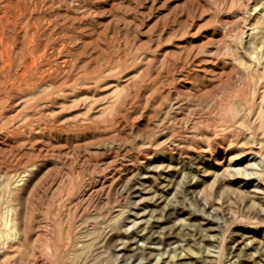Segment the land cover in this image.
Masks as SVG:
<instances>
[{
  "label": "rangeland",
  "instance_id": "obj_1",
  "mask_svg": "<svg viewBox=\"0 0 264 264\" xmlns=\"http://www.w3.org/2000/svg\"><path fill=\"white\" fill-rule=\"evenodd\" d=\"M0 264H264V0H0Z\"/></svg>",
  "mask_w": 264,
  "mask_h": 264
},
{
  "label": "bare ground",
  "instance_id": "obj_2",
  "mask_svg": "<svg viewBox=\"0 0 264 264\" xmlns=\"http://www.w3.org/2000/svg\"><path fill=\"white\" fill-rule=\"evenodd\" d=\"M124 189H127L128 191H130V192H134V188H133V182H130V183H127L124 187H123V191H124ZM126 190V191H127ZM173 209H175V206L172 204V205H166V206H164V208H163V211H165L164 213L165 214H171L172 213V211H173ZM130 215V214H129ZM125 217V216H124ZM128 218H129V216H128ZM122 222V221H121ZM120 223V222H119ZM135 223V222H134ZM132 224H133V222H132ZM135 226V225H134ZM136 229V228H135ZM134 234H138L139 235V233L138 232H134ZM174 237H175V235H172V233H163V234H157L156 236H147L146 238H147V243H152V242H158V243H160V244H163V243H165L167 240H173L174 239ZM122 241V240H121ZM124 241H126V240H124ZM132 241V240H131ZM119 242V241H118ZM117 242V243H118ZM122 246H121V248H122V250H128V251H130V253H131V255L130 256H136L137 254H139V253H141L145 248H147V245L146 246H140V247H134V246H130L129 244H128V242H124V243H122L121 244ZM119 246V245H118ZM120 247V246H119ZM119 247L117 248V249H119ZM119 251V250H118ZM125 252V251H124ZM123 253V252H122ZM122 253H121V255H122ZM190 257V256H189Z\"/></svg>",
  "mask_w": 264,
  "mask_h": 264
}]
</instances>
